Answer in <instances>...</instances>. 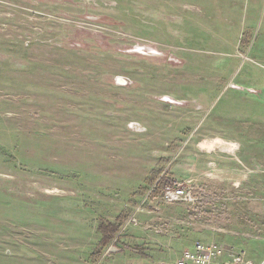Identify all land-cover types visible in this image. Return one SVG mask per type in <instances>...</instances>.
<instances>
[{
  "label": "rangeland",
  "instance_id": "rangeland-1",
  "mask_svg": "<svg viewBox=\"0 0 264 264\" xmlns=\"http://www.w3.org/2000/svg\"><path fill=\"white\" fill-rule=\"evenodd\" d=\"M230 4L0 0V264L174 263L198 240L264 260V169L225 185L209 146L264 126L263 28ZM161 178L199 199L162 203Z\"/></svg>",
  "mask_w": 264,
  "mask_h": 264
},
{
  "label": "crops",
  "instance_id": "crops-1",
  "mask_svg": "<svg viewBox=\"0 0 264 264\" xmlns=\"http://www.w3.org/2000/svg\"><path fill=\"white\" fill-rule=\"evenodd\" d=\"M222 13L225 15V19L228 22L235 21L238 23L239 21H245L251 24L260 22L264 33V0H242L240 3H238V0H231L229 10ZM228 14H230V18H228ZM262 127L263 128L258 129L256 135L252 132L251 135H248L249 137L245 136V138L248 139V143H245V141L240 143L234 140L225 141L228 139L222 136L214 137L215 139L209 143L210 147L215 148L216 166L219 170L225 172V176L220 178L221 182L225 185L238 186L240 182L246 186L253 185V178L245 180V169L238 165L239 160L250 162L248 158L252 157L251 161L253 164L256 163L255 165H261L264 169V126ZM204 145L206 146L207 143H204ZM236 148L239 155L237 160L232 157V151L228 153V150ZM240 156L242 157L240 158ZM230 247L232 246L230 245ZM262 263H264V260L261 261V264Z\"/></svg>",
  "mask_w": 264,
  "mask_h": 264
},
{
  "label": "built area",
  "instance_id": "built-area-1",
  "mask_svg": "<svg viewBox=\"0 0 264 264\" xmlns=\"http://www.w3.org/2000/svg\"><path fill=\"white\" fill-rule=\"evenodd\" d=\"M198 199L192 186L170 183L162 189L160 201L167 204L179 201L195 203ZM131 224H139L136 215H131L125 226ZM156 231L161 230L157 228ZM231 248L223 242L198 240L192 247L186 248L174 263L161 261L158 264H255L252 261H246L241 253L225 258L227 251H231Z\"/></svg>",
  "mask_w": 264,
  "mask_h": 264
},
{
  "label": "trees",
  "instance_id": "trees-1",
  "mask_svg": "<svg viewBox=\"0 0 264 264\" xmlns=\"http://www.w3.org/2000/svg\"><path fill=\"white\" fill-rule=\"evenodd\" d=\"M170 181L169 180H166L161 178L160 181H159V185L162 187V189L167 185L169 184ZM161 189V190H162ZM111 225V224H110ZM120 225L118 224H113L111 225L110 227H107L106 228V234H105V243H108L110 242L111 239H113L115 237V234L119 231Z\"/></svg>",
  "mask_w": 264,
  "mask_h": 264
}]
</instances>
